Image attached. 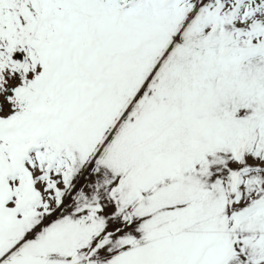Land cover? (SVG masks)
<instances>
[{"label":"snow or ice","instance_id":"6c2138e0","mask_svg":"<svg viewBox=\"0 0 264 264\" xmlns=\"http://www.w3.org/2000/svg\"><path fill=\"white\" fill-rule=\"evenodd\" d=\"M0 264H264V0H0Z\"/></svg>","mask_w":264,"mask_h":264}]
</instances>
